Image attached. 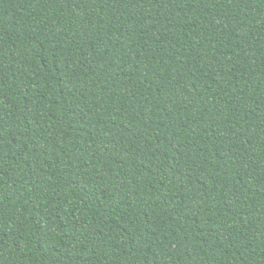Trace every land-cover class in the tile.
I'll use <instances>...</instances> for the list:
<instances>
[{
    "label": "trees",
    "instance_id": "trees-1",
    "mask_svg": "<svg viewBox=\"0 0 264 264\" xmlns=\"http://www.w3.org/2000/svg\"><path fill=\"white\" fill-rule=\"evenodd\" d=\"M0 264H264V0H0Z\"/></svg>",
    "mask_w": 264,
    "mask_h": 264
}]
</instances>
